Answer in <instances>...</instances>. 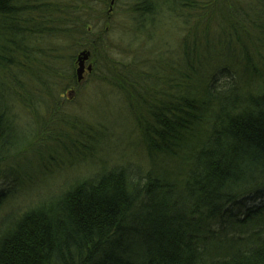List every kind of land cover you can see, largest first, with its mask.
Wrapping results in <instances>:
<instances>
[{
	"label": "trees",
	"instance_id": "1",
	"mask_svg": "<svg viewBox=\"0 0 264 264\" xmlns=\"http://www.w3.org/2000/svg\"><path fill=\"white\" fill-rule=\"evenodd\" d=\"M110 2L0 0V264H264V0ZM83 51L135 131L108 165L93 123L34 139Z\"/></svg>",
	"mask_w": 264,
	"mask_h": 264
},
{
	"label": "rangeland",
	"instance_id": "2",
	"mask_svg": "<svg viewBox=\"0 0 264 264\" xmlns=\"http://www.w3.org/2000/svg\"><path fill=\"white\" fill-rule=\"evenodd\" d=\"M122 4L123 3H119L120 6H122ZM112 12L114 24L117 29L120 30V24L124 25V22L122 23L124 20L123 13L119 12V9H113ZM117 29L115 28L113 32V37L115 39L118 38L116 37ZM173 32L174 31L168 28L164 36L167 37ZM121 33L127 35L122 31ZM126 38L130 39L131 37ZM133 39L136 40L137 43L139 42V38L134 37ZM118 58L124 61L131 60L130 56L123 57L121 54L118 55ZM88 67H90L89 71L87 69ZM92 70L93 64L90 61H86L82 78L79 80L78 89H70L64 97L68 103L65 110L62 112V118L56 117L55 119L60 125H63L65 122L66 125H63L62 129H60L59 124L47 128L48 133L39 132L40 135L39 133H35L34 139L43 141L48 136H56V132L59 135L67 134L69 128L68 121L71 119L93 123V126L98 130L94 133L97 137H102V140L105 141L102 142L103 145H101L99 149H106L102 158L105 159L108 165L112 162V156L116 155V152L121 150L126 151L128 141L132 142L134 139L135 131L134 129L131 130V124L129 125L128 118L126 117V107H124L123 102L119 99L120 96L109 86L98 83L92 74ZM123 122L128 127L126 129L124 127L118 128L117 125L121 126V124H124ZM49 130L51 131L49 132ZM53 130L57 131L52 132ZM106 143H109V145L106 146ZM44 148H47V145ZM64 178H66V175H64ZM252 204L251 202L249 203V205ZM5 208L6 207L3 209Z\"/></svg>",
	"mask_w": 264,
	"mask_h": 264
},
{
	"label": "water",
	"instance_id": "3",
	"mask_svg": "<svg viewBox=\"0 0 264 264\" xmlns=\"http://www.w3.org/2000/svg\"><path fill=\"white\" fill-rule=\"evenodd\" d=\"M88 58H89V53H87V52H82L78 56V65H79V68L76 71L78 80H80L82 78V73L84 72V65H85L86 61H88ZM87 69L89 71L90 70V67H88Z\"/></svg>",
	"mask_w": 264,
	"mask_h": 264
},
{
	"label": "bare ground",
	"instance_id": "4",
	"mask_svg": "<svg viewBox=\"0 0 264 264\" xmlns=\"http://www.w3.org/2000/svg\"><path fill=\"white\" fill-rule=\"evenodd\" d=\"M114 3V0H111L110 5Z\"/></svg>",
	"mask_w": 264,
	"mask_h": 264
}]
</instances>
